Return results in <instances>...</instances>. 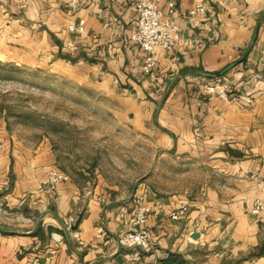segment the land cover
Instances as JSON below:
<instances>
[{
	"label": "crops",
	"instance_id": "crops-1",
	"mask_svg": "<svg viewBox=\"0 0 264 264\" xmlns=\"http://www.w3.org/2000/svg\"><path fill=\"white\" fill-rule=\"evenodd\" d=\"M0 0V61L58 74L99 93V110L145 164L139 174H69L48 137L18 140L0 122V264H264V0H173L181 36L157 51L153 76L129 37L125 0ZM203 3L204 25L186 12ZM83 21L82 32L70 25ZM225 78L236 100L205 98ZM52 170L68 174L51 190ZM144 197L152 250L118 246L134 199ZM185 205V211H179ZM178 211L179 218L169 213ZM76 225L74 228L73 226ZM100 229V231H98ZM53 251V253H49Z\"/></svg>",
	"mask_w": 264,
	"mask_h": 264
},
{
	"label": "rangeland",
	"instance_id": "rangeland-1",
	"mask_svg": "<svg viewBox=\"0 0 264 264\" xmlns=\"http://www.w3.org/2000/svg\"><path fill=\"white\" fill-rule=\"evenodd\" d=\"M99 110L108 101L99 93L55 73L13 62L0 61V122L18 140L35 145L48 137L59 155V167L69 174L108 178L139 174L143 163L124 160L138 157L140 149L113 130Z\"/></svg>",
	"mask_w": 264,
	"mask_h": 264
},
{
	"label": "built area",
	"instance_id": "built-area-1",
	"mask_svg": "<svg viewBox=\"0 0 264 264\" xmlns=\"http://www.w3.org/2000/svg\"><path fill=\"white\" fill-rule=\"evenodd\" d=\"M132 7L134 13V30L129 39L136 44L142 52L141 72L147 76H153L155 55L157 51H169L177 41H183L188 45L193 44L192 37L182 38L181 30L183 22L177 19L178 8L173 0H125ZM70 9L80 6V0H70L66 3ZM206 11L203 3L192 5L186 12L184 24L190 29H196L204 25L202 16ZM70 32H82L83 21L77 25L68 27ZM264 86V81H257L254 86ZM201 94L205 98L217 97L224 101L236 100L239 92L229 86L225 78H217L206 82L201 89ZM69 176L65 172L52 170L42 181V185L48 189L54 188L57 183L68 180ZM134 210L129 217V227L123 230L117 237L116 242L122 248L138 249L145 253L152 250L151 230L146 224L147 207L142 195L134 199ZM186 206L180 205L179 211H185ZM249 213L257 220H264V201L255 199L252 202ZM171 219H178L179 212L171 211ZM100 231V229L98 230ZM49 253H53L50 251ZM30 264H45L44 259L34 257Z\"/></svg>",
	"mask_w": 264,
	"mask_h": 264
},
{
	"label": "water",
	"instance_id": "water-1",
	"mask_svg": "<svg viewBox=\"0 0 264 264\" xmlns=\"http://www.w3.org/2000/svg\"><path fill=\"white\" fill-rule=\"evenodd\" d=\"M77 223L73 226L74 228L76 227Z\"/></svg>",
	"mask_w": 264,
	"mask_h": 264
}]
</instances>
